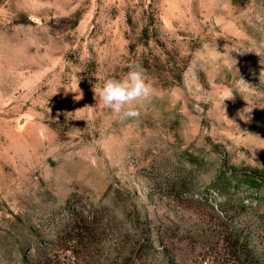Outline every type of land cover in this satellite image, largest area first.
Instances as JSON below:
<instances>
[{"label": "rangeland", "instance_id": "rangeland-1", "mask_svg": "<svg viewBox=\"0 0 264 264\" xmlns=\"http://www.w3.org/2000/svg\"><path fill=\"white\" fill-rule=\"evenodd\" d=\"M0 264H264V0H0Z\"/></svg>", "mask_w": 264, "mask_h": 264}, {"label": "clouds", "instance_id": "clouds-1", "mask_svg": "<svg viewBox=\"0 0 264 264\" xmlns=\"http://www.w3.org/2000/svg\"><path fill=\"white\" fill-rule=\"evenodd\" d=\"M93 91L106 109L134 118L139 115L134 104L152 95V85L143 67L131 64L123 77H106L99 86L94 84Z\"/></svg>", "mask_w": 264, "mask_h": 264}]
</instances>
